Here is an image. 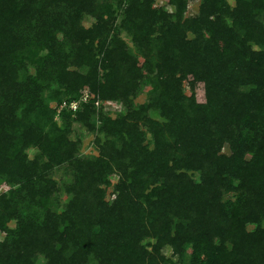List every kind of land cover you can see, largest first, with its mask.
<instances>
[{"label": "trees", "instance_id": "1", "mask_svg": "<svg viewBox=\"0 0 264 264\" xmlns=\"http://www.w3.org/2000/svg\"><path fill=\"white\" fill-rule=\"evenodd\" d=\"M0 233V264H264V0H0Z\"/></svg>", "mask_w": 264, "mask_h": 264}, {"label": "rangeland", "instance_id": "2", "mask_svg": "<svg viewBox=\"0 0 264 264\" xmlns=\"http://www.w3.org/2000/svg\"><path fill=\"white\" fill-rule=\"evenodd\" d=\"M165 1H160V5H165L166 3H164ZM231 3H233V1H231ZM199 8V2L197 1H193L190 3L189 5V9L187 12V15H195L198 11ZM90 23H87V25L89 26ZM145 100L144 96H140L137 99L138 103H141ZM109 105L114 108L115 110H122V105L121 103L118 102H113V103H109ZM51 106H55V102H51ZM74 129H75V133L81 137L82 139V145H81V149H80V153L82 155H96L97 154V150L95 149V146L93 144L94 141V135L93 133L89 132L85 127L81 126L80 124L75 123L74 124ZM35 153L34 150H29V155L33 156ZM117 176H113L112 177V182H117ZM112 189L108 190V199H113V196L111 195ZM10 227L13 228L14 227V223L10 224ZM4 238V235L0 233V240H2ZM165 253H167L168 255H170V251L166 250L164 251Z\"/></svg>", "mask_w": 264, "mask_h": 264}, {"label": "built area", "instance_id": "3", "mask_svg": "<svg viewBox=\"0 0 264 264\" xmlns=\"http://www.w3.org/2000/svg\"><path fill=\"white\" fill-rule=\"evenodd\" d=\"M85 98H86V97H85ZM71 108H72L73 110H77V108H78V103H77V102L72 103Z\"/></svg>", "mask_w": 264, "mask_h": 264}]
</instances>
